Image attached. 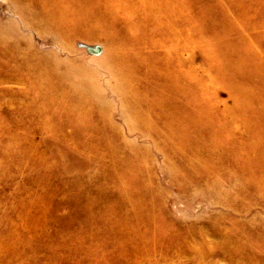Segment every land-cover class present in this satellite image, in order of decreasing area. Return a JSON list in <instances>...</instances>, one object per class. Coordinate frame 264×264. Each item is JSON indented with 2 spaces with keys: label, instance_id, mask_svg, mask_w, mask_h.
Here are the masks:
<instances>
[{
  "label": "rangeland",
  "instance_id": "1",
  "mask_svg": "<svg viewBox=\"0 0 264 264\" xmlns=\"http://www.w3.org/2000/svg\"><path fill=\"white\" fill-rule=\"evenodd\" d=\"M0 264H264V0H0Z\"/></svg>",
  "mask_w": 264,
  "mask_h": 264
}]
</instances>
